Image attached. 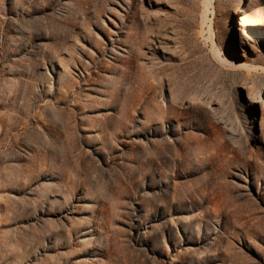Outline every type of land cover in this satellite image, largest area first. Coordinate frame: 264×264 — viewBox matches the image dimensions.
Here are the masks:
<instances>
[{"label": "rangeland", "instance_id": "1", "mask_svg": "<svg viewBox=\"0 0 264 264\" xmlns=\"http://www.w3.org/2000/svg\"><path fill=\"white\" fill-rule=\"evenodd\" d=\"M220 61L264 67V0H0V264H264V87Z\"/></svg>", "mask_w": 264, "mask_h": 264}, {"label": "bare ground", "instance_id": "2", "mask_svg": "<svg viewBox=\"0 0 264 264\" xmlns=\"http://www.w3.org/2000/svg\"><path fill=\"white\" fill-rule=\"evenodd\" d=\"M212 3H213V0H205V4H207V6L211 5ZM227 34H229V29L227 31ZM215 55H217V54H215ZM216 57L218 59V56H215V58ZM220 62H221L220 64L222 66L226 67L227 69L232 68V69H235V71H236V68H239L241 71L244 70L246 76L252 78L251 85L248 89L249 92L255 93L264 87V81L262 80V78H260V79L258 78L260 75L264 74V67L256 66V65H252V64H240V63L237 65H230L228 63V65H227L226 62H223V61H220ZM239 69H237V70H239ZM238 74L240 75V73H238ZM176 98H178V96H173L172 100H174ZM187 100L188 101H185V104H186V102H192V100H194V98L188 97ZM263 108H264V105H263Z\"/></svg>", "mask_w": 264, "mask_h": 264}]
</instances>
